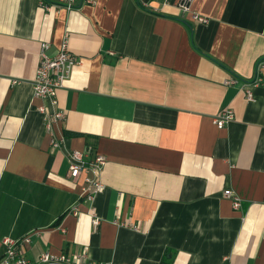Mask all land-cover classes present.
Returning a JSON list of instances; mask_svg holds the SVG:
<instances>
[{"label": "crops", "instance_id": "0c3cea01", "mask_svg": "<svg viewBox=\"0 0 264 264\" xmlns=\"http://www.w3.org/2000/svg\"><path fill=\"white\" fill-rule=\"evenodd\" d=\"M54 1V0H44ZM0 0V256L3 239L113 264H264V0ZM82 59L58 105L33 96L43 43ZM235 84H227L231 78ZM16 81V82H15ZM62 109L53 147L38 107ZM234 119L219 128L223 108ZM107 163L86 199L68 152ZM241 201L235 208L225 191ZM79 208V215L71 211ZM91 209L100 217L93 226Z\"/></svg>", "mask_w": 264, "mask_h": 264}, {"label": "built area", "instance_id": "2783aa9c", "mask_svg": "<svg viewBox=\"0 0 264 264\" xmlns=\"http://www.w3.org/2000/svg\"><path fill=\"white\" fill-rule=\"evenodd\" d=\"M79 0H41L40 4L47 11L52 9L59 10L62 6L67 9L75 7ZM194 0H179L177 7L182 13H189L200 23H208L209 18L203 16L192 9ZM49 43H43L40 51V61L32 81L33 96L35 98H42L49 101V103L56 107L58 105V91L65 85L66 80L71 76L72 69L82 62V59L73 54L69 50V36L66 35L62 40L61 47L58 51L50 55L47 53ZM264 70V58L259 59L255 65V77L253 81H247L244 85L246 98L249 101L254 100L253 87L261 84L263 81L262 72ZM16 82V81H15ZM239 82V78L233 77L227 84H235ZM45 118V129L51 136V144L53 147H60L64 145L65 138L58 137L55 134V124L66 117V112L62 109H49L40 105L38 107ZM234 119V111L229 108H223L217 115L214 116V122L219 128H223L226 123ZM69 157V171L73 178H78L82 173L86 172V183L83 187L82 195L86 199H93L94 195L101 191L104 187L101 182V172L107 163V157L101 153L91 154L90 149L78 150L72 149L68 152ZM225 196L230 198L235 208L241 206L242 199L233 191H225ZM74 215H79V208L77 205L71 208ZM93 226L97 228L100 224V217L91 209ZM31 242V237L25 236L20 239L11 238L9 236L3 239L4 252L0 256V264H31L30 260L24 255L22 247ZM39 264H113L110 262H99L92 260L83 252L80 257L71 258L66 254L54 255L50 252L43 253L39 258Z\"/></svg>", "mask_w": 264, "mask_h": 264}, {"label": "trees", "instance_id": "16d2710c", "mask_svg": "<svg viewBox=\"0 0 264 264\" xmlns=\"http://www.w3.org/2000/svg\"><path fill=\"white\" fill-rule=\"evenodd\" d=\"M168 264V263H167Z\"/></svg>", "mask_w": 264, "mask_h": 264}]
</instances>
